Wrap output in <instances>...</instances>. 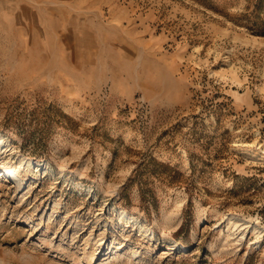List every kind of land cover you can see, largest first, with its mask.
Here are the masks:
<instances>
[{
    "label": "rangeland",
    "instance_id": "374dc122",
    "mask_svg": "<svg viewBox=\"0 0 264 264\" xmlns=\"http://www.w3.org/2000/svg\"><path fill=\"white\" fill-rule=\"evenodd\" d=\"M0 264H264V0H0Z\"/></svg>",
    "mask_w": 264,
    "mask_h": 264
},
{
    "label": "bare ground",
    "instance_id": "6f19581e",
    "mask_svg": "<svg viewBox=\"0 0 264 264\" xmlns=\"http://www.w3.org/2000/svg\"><path fill=\"white\" fill-rule=\"evenodd\" d=\"M10 172H12V174H13V171L12 170H10ZM9 179L13 180V178H11V177ZM231 218H233V217H231ZM248 221H249V219H248ZM255 227L257 228L258 226H255Z\"/></svg>",
    "mask_w": 264,
    "mask_h": 264
}]
</instances>
